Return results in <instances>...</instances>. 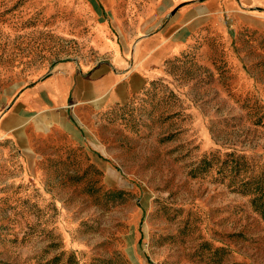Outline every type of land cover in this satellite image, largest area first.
<instances>
[{"label":"rangeland","instance_id":"obj_1","mask_svg":"<svg viewBox=\"0 0 264 264\" xmlns=\"http://www.w3.org/2000/svg\"><path fill=\"white\" fill-rule=\"evenodd\" d=\"M157 3L0 0V98L61 63L139 68ZM237 6L77 136H31V163L0 141V264H264V24Z\"/></svg>","mask_w":264,"mask_h":264},{"label":"crops","instance_id":"obj_2","mask_svg":"<svg viewBox=\"0 0 264 264\" xmlns=\"http://www.w3.org/2000/svg\"><path fill=\"white\" fill-rule=\"evenodd\" d=\"M243 3L253 4L257 8L251 13L253 19L264 24V0H158L135 52L142 57L139 68L122 57L80 66L61 63L39 80L12 85L0 98V141L31 163V136L46 134L52 127L77 136L82 124L74 116L80 122L141 92L154 76L155 60L183 51L197 27L209 18L215 25L222 13L227 17L245 13L237 6ZM5 153L1 147L0 155Z\"/></svg>","mask_w":264,"mask_h":264}]
</instances>
